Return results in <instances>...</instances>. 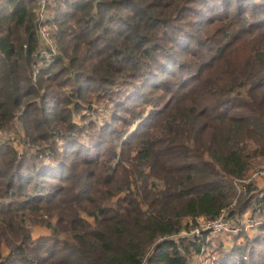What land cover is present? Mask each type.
Wrapping results in <instances>:
<instances>
[{
	"label": "trees",
	"instance_id": "16d2710c",
	"mask_svg": "<svg viewBox=\"0 0 264 264\" xmlns=\"http://www.w3.org/2000/svg\"><path fill=\"white\" fill-rule=\"evenodd\" d=\"M54 2L56 52L0 0V264H194L198 218H264L233 185L264 160V0ZM234 239L218 264H264V222Z\"/></svg>",
	"mask_w": 264,
	"mask_h": 264
},
{
	"label": "rangeland",
	"instance_id": "374dc122",
	"mask_svg": "<svg viewBox=\"0 0 264 264\" xmlns=\"http://www.w3.org/2000/svg\"><path fill=\"white\" fill-rule=\"evenodd\" d=\"M37 3L38 2L36 0V4ZM54 3H56V2H54ZM54 5H57V4H54ZM36 8H38V4H37ZM36 12H37V9H36ZM48 16L49 15L46 13V17H48ZM49 27H50V25H48L46 28L49 30ZM41 39L45 43V45L51 46L52 49L55 50V52H56V46L54 45V39H52L51 36L48 39L49 42L47 40H45L44 38H41ZM96 103L99 104L100 101L97 100ZM96 103H95V105H96ZM91 112H93V110ZM92 115H93L94 119L98 118V113L97 114L94 113ZM75 120L78 121V122L84 121L83 118H82V120L79 119V116ZM99 121L102 122L103 121V117H99ZM10 135H11V139L13 140L14 144L17 145V147L20 150H22V148L24 147V145H22V136L20 134H16L15 132L14 133H12V132L8 133V136H10ZM1 136L3 137V133H0V137ZM262 166H264V160L259 161L257 163V165L253 169L250 170L249 173H251L254 170H256L257 167H262ZM245 178H248V176L245 177ZM243 179L244 178H242V180ZM235 180L236 179H233V185L234 186H235V184H234ZM253 183H254L255 186H257L256 191L260 192V194H262V196H263L264 195V177L258 178ZM235 189L238 192V189H237L236 186H235ZM243 193H241V192L239 193L238 192V196L234 199V204L237 203L238 198ZM118 197L115 198L113 201H117ZM225 211L227 212L228 219H229V222H230V227L232 229V230H228L227 233H223V234L218 233L217 235L211 236L209 238V237H207L208 233H209V230H210V228H208V226H209V223L212 222V221H209V220H212V219H209V218H198L196 220V224L192 227L191 231L195 227H198L197 229L200 230V233L198 234L197 230H195L194 231V234H195L194 237H196L198 240H200V243L203 246H202V251L200 253H196V251L193 252V256H192V260L193 261H192V263H194V264H218L217 262L220 260L221 254L224 251V249H230L231 246L234 245V243L236 242L235 239H234V235H237V233L244 227L246 228V230L250 234H253V232L258 227V224L264 222V218H263V219L259 220L258 223L253 228H247L245 221H244V223H242V222L241 223L234 222V220L229 217V212L227 210H225ZM245 218H246V216H245ZM88 219L90 221H92V222L94 221L93 217H88ZM30 227L32 229L34 237H36V238L39 237V236L48 235V234L51 233L49 229H47V228H45L43 226H40V225H36V226L30 225ZM191 231L190 232L188 231V233L187 232H184V233L187 234V235L188 234L194 235L193 231L192 232ZM3 249L6 251L5 254H7L9 252V250H7L5 246L3 247Z\"/></svg>",
	"mask_w": 264,
	"mask_h": 264
},
{
	"label": "built area",
	"instance_id": "2783aa9c",
	"mask_svg": "<svg viewBox=\"0 0 264 264\" xmlns=\"http://www.w3.org/2000/svg\"><path fill=\"white\" fill-rule=\"evenodd\" d=\"M55 0H37L38 8H37V14H38V21H39V34L41 38H44L48 41L49 37L51 36V30L46 28L48 23L46 22V13L48 14L49 6L54 5ZM49 42V41H48ZM264 177V166L257 167L256 170L250 173L248 178L242 179H236L234 184L238 189V192L245 193L246 187L250 184L256 181L258 178ZM246 216V218H245ZM263 218H258V220L253 218V215L251 213H247L243 217V223L245 221L247 228H253L259 220ZM212 221L209 223L208 228H210L208 236H215L218 233H227L228 230H232L230 227V222L228 219V215L226 211H223L220 217L216 219L209 220ZM196 228V229H195ZM192 231L194 234V231L197 230L198 234L200 233V230L197 229L198 227H195ZM191 231V232H192ZM220 234V235H221ZM195 235V234H194Z\"/></svg>",
	"mask_w": 264,
	"mask_h": 264
}]
</instances>
